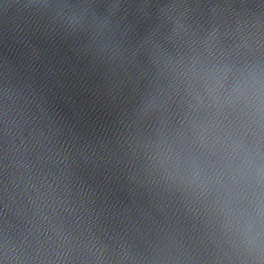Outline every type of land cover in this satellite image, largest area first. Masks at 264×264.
<instances>
[{"label": "clouds", "instance_id": "obj_1", "mask_svg": "<svg viewBox=\"0 0 264 264\" xmlns=\"http://www.w3.org/2000/svg\"><path fill=\"white\" fill-rule=\"evenodd\" d=\"M0 264H264V0H0Z\"/></svg>", "mask_w": 264, "mask_h": 264}, {"label": "water", "instance_id": "obj_2", "mask_svg": "<svg viewBox=\"0 0 264 264\" xmlns=\"http://www.w3.org/2000/svg\"><path fill=\"white\" fill-rule=\"evenodd\" d=\"M90 117L93 118V119H95L96 118V113L95 112L90 113Z\"/></svg>", "mask_w": 264, "mask_h": 264}]
</instances>
